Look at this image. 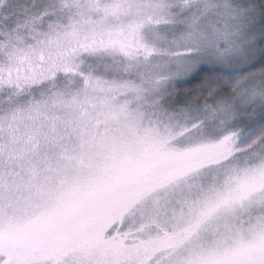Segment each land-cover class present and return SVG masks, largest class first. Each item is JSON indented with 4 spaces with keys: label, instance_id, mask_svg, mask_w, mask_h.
Listing matches in <instances>:
<instances>
[{
    "label": "snow or ice",
    "instance_id": "1",
    "mask_svg": "<svg viewBox=\"0 0 264 264\" xmlns=\"http://www.w3.org/2000/svg\"><path fill=\"white\" fill-rule=\"evenodd\" d=\"M0 264H264V0H0Z\"/></svg>",
    "mask_w": 264,
    "mask_h": 264
}]
</instances>
